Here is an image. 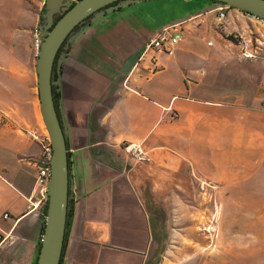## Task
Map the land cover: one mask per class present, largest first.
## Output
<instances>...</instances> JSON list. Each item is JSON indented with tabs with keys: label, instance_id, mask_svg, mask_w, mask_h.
Returning <instances> with one entry per match:
<instances>
[{
	"label": "crops",
	"instance_id": "crops-1",
	"mask_svg": "<svg viewBox=\"0 0 264 264\" xmlns=\"http://www.w3.org/2000/svg\"><path fill=\"white\" fill-rule=\"evenodd\" d=\"M45 1L0 0V107H11L16 126L32 138L12 130L8 140V127L0 125V229L12 231L20 243L11 264H36L42 235L46 201L38 169L34 164L28 193L9 153L40 157L33 137L37 101L29 97L31 81L24 74L37 61L33 31L42 23ZM217 6L201 5L187 19L161 26L180 24L183 30L173 57L144 53L160 31L140 40V55L128 64L133 38L125 28L95 38L84 33L87 28L71 45L61 94L75 198L62 264H156L153 254L163 246L171 218L199 197L204 183L216 186L210 192L221 202L217 224L207 228L213 239L195 241L203 254L175 264H264V70L261 84L255 72H243L241 83L231 85L230 57L237 51L230 56L223 49L230 42L224 34L246 30L251 22L232 9L221 23ZM195 40L214 51L201 53ZM243 63L264 69V61ZM125 142L142 144L152 162L128 158L121 150ZM12 246L0 244V254Z\"/></svg>",
	"mask_w": 264,
	"mask_h": 264
},
{
	"label": "rangeland",
	"instance_id": "rangeland-1",
	"mask_svg": "<svg viewBox=\"0 0 264 264\" xmlns=\"http://www.w3.org/2000/svg\"><path fill=\"white\" fill-rule=\"evenodd\" d=\"M211 4V2L206 0H147L142 1L131 6H126L117 10L115 12L108 13L105 17L99 19L91 27H89L84 33H86L91 38L98 37L100 35H105L111 31L126 29L133 40L132 46H129L127 53L130 56V59L127 60L126 64L136 60L140 52L138 50V43L144 40L147 37L154 35L160 31L163 24H170L177 19H187L191 14L199 11L201 5ZM44 11V10H43ZM242 12V11H240ZM43 19V17H42ZM241 26V23H239ZM239 24H236L239 27ZM242 28V27H241ZM38 29V28H37ZM36 30V29H35ZM35 30L33 31V48H35ZM220 33L219 31H217ZM192 36V35H191ZM225 38L228 40L229 35L224 34ZM191 38V37H190ZM190 40H193L192 38ZM217 43L221 46L220 38L215 37ZM196 44H200V51L208 52L214 51L215 48L207 47L204 41L195 40ZM226 46H223V49L229 51L233 56L235 54V47L230 42H225ZM128 47V46H127ZM131 47V48H130ZM145 48V45H144ZM144 51V50H143ZM235 51H237L235 49ZM109 53V52H108ZM105 54L108 56L109 60L113 59L114 56L111 54ZM132 53L133 57H132ZM235 56V55H234ZM230 57V70H229V81L231 85H236L241 83V80L238 78L239 74L245 73H254L256 74V81L261 84L263 78V68L256 69L252 66L248 67L247 63L240 62L236 57ZM107 60V59H106ZM112 61V60H111ZM252 65L263 66L260 63H251ZM32 66V72L29 74H24V80L30 82L31 95L29 96L33 99L36 96V105H37V122L34 127V131L37 136L41 134L49 133L44 124L41 109L40 101L37 87V72H36V63ZM36 75V79H35ZM29 76V77H28ZM260 81H259V80ZM25 82V81H24ZM260 84H258L260 86ZM249 85H253L250 82ZM256 87V86H252ZM26 91L22 89V91ZM28 91V90H27ZM22 98L23 101L27 99ZM29 102V98L27 99ZM62 100L61 92L58 93V98L56 99L57 105L58 102ZM26 102V103H28ZM4 107V108H3ZM16 113L11 107L1 106L0 107V125L8 127V132L11 136L8 137V140L13 141L12 130H20L22 133L27 135L26 139H32L31 136H28L29 131L26 129H19L18 121L15 119ZM35 140V139H34ZM36 142V141H35ZM38 143V142H36ZM39 147V146H37ZM40 148V147H39ZM14 153H9L10 159L12 160L13 167L17 168L16 171L22 173V178L24 179L22 186L26 192L31 193L34 189V182L32 173H34V164L38 158H33L31 156L18 157ZM23 166L24 170L21 171L18 169ZM200 186V185H199ZM216 187V186H215ZM216 192V191H215ZM211 193V192H210ZM199 197L193 199V201H186L181 204L178 216H173L171 222L168 224L169 234H165L166 240L163 243L162 247H157L158 250L154 252L156 257V264H175L180 260L187 258L191 255L201 256L203 254L202 249H195L193 247L195 241H204L212 240L210 237L211 229L208 227L216 225L219 220V211L221 209V202L216 200V197L211 193V198L200 195V187L198 191ZM40 229L42 228L44 222L43 219L39 222ZM42 233V229L40 230ZM15 236V234H14ZM217 239V236H214ZM17 235L12 244L11 248H6L0 254V264H11L12 260L17 256L19 242L17 241ZM18 246V247H17ZM17 247V248H16ZM158 253V254H157ZM163 259V261H162Z\"/></svg>",
	"mask_w": 264,
	"mask_h": 264
},
{
	"label": "water",
	"instance_id": "water-1",
	"mask_svg": "<svg viewBox=\"0 0 264 264\" xmlns=\"http://www.w3.org/2000/svg\"><path fill=\"white\" fill-rule=\"evenodd\" d=\"M147 0H46L39 27L41 47L36 72L41 115L53 147L51 182L36 264H61L68 231L75 178L69 153V126L62 100L61 75L71 45L108 13ZM264 19V0H206ZM57 17H60L56 20ZM63 49V50H61ZM56 67V70H55ZM57 74V79L55 76Z\"/></svg>",
	"mask_w": 264,
	"mask_h": 264
},
{
	"label": "built area",
	"instance_id": "built-area-1",
	"mask_svg": "<svg viewBox=\"0 0 264 264\" xmlns=\"http://www.w3.org/2000/svg\"><path fill=\"white\" fill-rule=\"evenodd\" d=\"M233 8L226 5H218V19L224 22L227 14ZM237 10V9H235ZM251 25L246 30H237L229 34L230 43L236 48L238 58L243 62L264 61V19L257 16L244 13ZM184 39L183 30L180 24H173L164 27L158 32L144 48V53L153 54L154 58L158 54H164L169 57L175 56L179 45ZM41 32L38 27L35 30V50L38 54L41 47ZM212 45V43H210ZM262 107L264 109V84ZM173 119H178L179 114L173 112ZM38 146L40 147V157L35 165L38 169L37 184L40 188V197L47 201L50 182H51V159L53 155V147L50 137L45 133L41 136L33 135ZM121 150L128 158L138 164H149L152 162L150 153L142 144L125 142L121 146ZM210 189H216L215 185L204 183L200 186L204 196L211 198ZM5 220L10 218L9 213L3 215ZM15 236L12 231L6 233L0 229V244H12Z\"/></svg>",
	"mask_w": 264,
	"mask_h": 264
},
{
	"label": "trees",
	"instance_id": "trees-1",
	"mask_svg": "<svg viewBox=\"0 0 264 264\" xmlns=\"http://www.w3.org/2000/svg\"><path fill=\"white\" fill-rule=\"evenodd\" d=\"M211 2V4H214V5H223V4H220V3H217V2H212V1H209ZM46 210H47V201L45 202L44 206H43V210H42V219H43V222L45 221V214H46ZM44 228V224H43V227H42V230ZM63 262V257H62V261H61V264Z\"/></svg>",
	"mask_w": 264,
	"mask_h": 264
},
{
	"label": "flooded vegetation",
	"instance_id": "flooded-vegetation-1",
	"mask_svg": "<svg viewBox=\"0 0 264 264\" xmlns=\"http://www.w3.org/2000/svg\"><path fill=\"white\" fill-rule=\"evenodd\" d=\"M60 17H57L56 18V20H58ZM61 50H63V49H61ZM55 70H56V67H55ZM62 71H63V68H62ZM55 79H57V74H56V76H55ZM61 80H62V75H61ZM58 98V93H55V99H57Z\"/></svg>",
	"mask_w": 264,
	"mask_h": 264
}]
</instances>
